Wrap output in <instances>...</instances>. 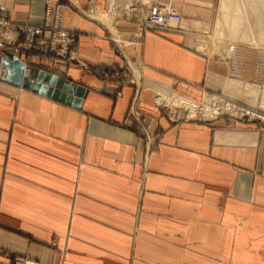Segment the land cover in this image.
I'll list each match as a JSON object with an SVG mask.
<instances>
[{
	"label": "crops",
	"instance_id": "obj_1",
	"mask_svg": "<svg viewBox=\"0 0 264 264\" xmlns=\"http://www.w3.org/2000/svg\"><path fill=\"white\" fill-rule=\"evenodd\" d=\"M181 9L184 31L139 38L137 12L66 5L75 61L0 48V264H264V129L172 119L154 99L222 93L264 110V0ZM0 11L40 25L44 0H0ZM196 30L222 55L196 51ZM5 53L83 86L80 105L5 81ZM110 64L140 78L118 86L102 76Z\"/></svg>",
	"mask_w": 264,
	"mask_h": 264
},
{
	"label": "rangeland",
	"instance_id": "obj_2",
	"mask_svg": "<svg viewBox=\"0 0 264 264\" xmlns=\"http://www.w3.org/2000/svg\"><path fill=\"white\" fill-rule=\"evenodd\" d=\"M74 1H76V0H63L64 4H62V0H59V1L49 0L48 3H49V6H51V7L49 8L48 11L49 12H56V7H58L57 11H58V16H59L62 13L63 7H65L66 5L72 4L73 6H78L79 12H137V15H135V21H136L135 22L136 23L135 34L139 38H141L144 35V33H147V32L160 34V33H163V32H175V33L177 32V33H181V31H184V28L182 27V24H183V21H184V16L181 13L182 12L181 11L182 10L181 9L182 8V0H161V1H156L158 3H150V2L145 3V2H140V0H126V1L125 0H101V6L100 7L94 2L95 0H89V2L92 1V3H89L88 5L86 4L84 6H82L80 3H78V1H76V3H74ZM123 5L126 6V10H124V8H122ZM153 8H159V9H167L168 8V9L174 11V12H177L180 15V17H181V20L178 23H175V26L173 28H171V29H175V30H169V31H167V30L146 31V32H143V33H141L139 35L138 34V29H139V24H140L139 23L140 14L143 15L146 12H148L150 9H153ZM46 11H47L46 0H44V11H43L44 12V16H45V12ZM0 13H5L6 17L8 19V15H7V13L5 11H0ZM55 14L57 15V13H55ZM55 14H53L54 17H55ZM43 21H44V18H43ZM248 34L249 33H247L248 37L245 38V39L243 38V40L241 39V41H247L251 45L252 44L256 45V44L260 43V40L256 36H252V35L250 36ZM191 36L194 37V40H195L194 49L196 51H198V52H200V53H202V54H204L206 56L213 55L214 53L218 54V55H222L221 54V50L218 49L220 41H218L215 38L214 34H212V33L210 34L208 32H199L198 30H196V32L194 31L193 33H191ZM234 42H235V40H234ZM19 43H21V36L20 35L18 37V44ZM16 45L17 44L8 45V46H10L12 48V51L14 53H16V54L20 53V52H35V53H40V54H51V55L56 56V57L67 58V59H70V60H73V61H75V59H76V58L75 59H71L69 57V55L59 56V55H56V54H54L53 52H50V51L42 52V51H36V50H24V49H21V48H18L17 50H14ZM73 45H74V40H73V43H72V45L70 47V50H75ZM223 55L226 56L227 54H223ZM80 64H85L87 66V68L89 67L85 62L84 63H80ZM111 67H115V68H117L120 71L121 76H120L119 81L116 80L114 78V76H109V77H105L104 75H102V76L104 78L108 79V80H111V81L117 83L118 86H121L122 84H126V83H133V85H134L135 82L134 81L131 82V79L133 78L132 76H135L138 79L140 78V74L139 75H134L133 72L130 74V70L127 69L125 66L117 67V66H114L113 64H110V65H108L107 68H105V70H108ZM87 68H84V69H87ZM174 95H177V96H179L180 98H182L184 100H188L185 97L180 96L178 94H175V93H172V95L170 94V96H174ZM209 95H211V96H209ZM216 95L218 97H220V98H224V99L228 100L227 102L232 101L233 103L237 104L236 106H238L240 108H243V109L241 110V109H238L236 107H232L229 104L228 105L225 104V102H224V104L220 103L217 100L218 97ZM204 96H207L209 98V104L211 106L214 105L217 108V110H218L217 115H215L213 118H216L217 116H221L222 115V116H225V117H227L229 119H232V120H235V121H244V122H248V123L254 122V123L257 124V127L259 129H264V110L259 108L260 103L255 104L254 106L253 105H249L247 103L238 101V100L233 99L231 97H228L226 95L224 96L222 93H209L208 95L206 94ZM204 96L202 98H200V99H197V100H188V101L195 102L196 104H199V106H200L202 104L201 102L203 101ZM163 97H168V95L163 94ZM154 99H155L157 105L162 109L163 113H165L167 116H169L172 119H180V118L197 119V120L211 119V118H203L201 116H194V118H186L184 116L183 117L182 116L174 117L173 114H172L173 112L171 114L169 113L170 109H171L169 105H167V104H165L163 102H158L157 101V97L154 98ZM135 100H136V97L132 96L130 98L129 107H132L135 104ZM176 108L177 107H175L174 109H176ZM233 109H235V110H233ZM18 256H20V255H18ZM14 257L15 256H13L12 264H13Z\"/></svg>",
	"mask_w": 264,
	"mask_h": 264
},
{
	"label": "built area",
	"instance_id": "obj_3",
	"mask_svg": "<svg viewBox=\"0 0 264 264\" xmlns=\"http://www.w3.org/2000/svg\"><path fill=\"white\" fill-rule=\"evenodd\" d=\"M49 0H46L47 11L45 12L44 21L40 25L28 24H13L10 23L5 13H0V48L3 45H15L14 50L18 48L24 50H36L42 52H53L59 56L69 55L71 59L78 57L75 50H70L74 40V34L71 31L65 30L61 24V15L58 16V7L56 12H49ZM57 13V15L55 14ZM55 14V17L53 16ZM60 17V18H59ZM181 20L180 15L170 9H150L139 18L138 34L140 35L146 31H162V30H175L171 29ZM21 36V43L18 44V37ZM82 67L87 68L85 64ZM127 69L128 65L125 66ZM132 69V66L130 67ZM112 72V73H111ZM105 77L114 76L119 81L121 73L115 68L111 67L104 70ZM135 77L131 79V82ZM118 94V93H117ZM220 103L229 104L232 107L243 109L232 101L218 97ZM235 110V109H233ZM237 111V110H236ZM13 264H38L35 260L26 256H15Z\"/></svg>",
	"mask_w": 264,
	"mask_h": 264
},
{
	"label": "water",
	"instance_id": "obj_4",
	"mask_svg": "<svg viewBox=\"0 0 264 264\" xmlns=\"http://www.w3.org/2000/svg\"><path fill=\"white\" fill-rule=\"evenodd\" d=\"M6 60H2L7 74L4 80L17 87L30 89L47 97L53 98L74 107L80 101L86 89L81 85H74L44 69L26 66L24 62L12 54L5 53Z\"/></svg>",
	"mask_w": 264,
	"mask_h": 264
},
{
	"label": "bare ground",
	"instance_id": "obj_5",
	"mask_svg": "<svg viewBox=\"0 0 264 264\" xmlns=\"http://www.w3.org/2000/svg\"><path fill=\"white\" fill-rule=\"evenodd\" d=\"M76 3V1H74ZM173 9V8H172ZM99 11V10H98ZM107 16V15H106ZM105 16V17H106ZM101 18L103 19L105 18ZM108 17V16H107ZM109 19V18H108ZM223 20V19H222ZM105 21V20H104ZM224 21V20H223ZM104 23V22H103ZM223 23V22H222ZM226 23V20H225ZM106 24V23H105ZM220 25V24H219ZM232 42V41H231ZM229 45V44H228ZM232 45V44H231ZM231 47V46H230ZM203 92V91H202ZM205 94V93H204ZM208 95V94H207ZM211 96V95H209ZM217 96V95H216ZM185 97V96H184ZM218 97V96H217ZM202 98V97H201ZM214 98V97H213ZM212 98V99H213ZM217 99V98H216ZM170 106V114L172 112H177L179 116H185V117H194V116H201L203 118H212L215 115H217L218 110L213 105L211 106L209 104V98L207 96H204L202 104L199 106V104H196L195 102L184 100L180 98L177 95L172 96V98L163 97L162 95H159L158 101H162ZM200 101V100H199ZM213 101V100H212ZM217 104V103H216ZM226 104V103H225ZM228 105V104H227ZM225 106V105H224ZM177 107L176 109H174ZM173 108V109H172ZM221 108V107H220ZM231 109V108H230ZM229 110V109H228ZM224 111V110H223ZM174 116V115H173Z\"/></svg>",
	"mask_w": 264,
	"mask_h": 264
}]
</instances>
